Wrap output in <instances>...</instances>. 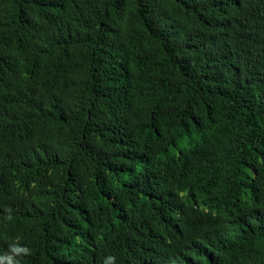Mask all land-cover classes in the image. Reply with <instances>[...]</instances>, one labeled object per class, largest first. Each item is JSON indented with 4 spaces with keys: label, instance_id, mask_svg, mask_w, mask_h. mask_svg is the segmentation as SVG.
<instances>
[{
    "label": "trees",
    "instance_id": "obj_1",
    "mask_svg": "<svg viewBox=\"0 0 264 264\" xmlns=\"http://www.w3.org/2000/svg\"><path fill=\"white\" fill-rule=\"evenodd\" d=\"M8 255L264 264V0H0Z\"/></svg>",
    "mask_w": 264,
    "mask_h": 264
},
{
    "label": "clouds",
    "instance_id": "obj_2",
    "mask_svg": "<svg viewBox=\"0 0 264 264\" xmlns=\"http://www.w3.org/2000/svg\"><path fill=\"white\" fill-rule=\"evenodd\" d=\"M11 251L14 254H19V253H28L30 251L29 248L27 247H23L17 244H13L11 247ZM0 259H6L7 260V264H19V261L15 260L13 255H8L7 257L4 258H0ZM108 260H113L114 257L109 256L107 257Z\"/></svg>",
    "mask_w": 264,
    "mask_h": 264
},
{
    "label": "bare ground",
    "instance_id": "obj_3",
    "mask_svg": "<svg viewBox=\"0 0 264 264\" xmlns=\"http://www.w3.org/2000/svg\"><path fill=\"white\" fill-rule=\"evenodd\" d=\"M231 246L230 247H228V249L224 252V254L223 255H219L220 256V258H221V262L224 260V258H226V255H228V252L231 250Z\"/></svg>",
    "mask_w": 264,
    "mask_h": 264
}]
</instances>
